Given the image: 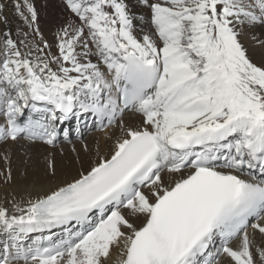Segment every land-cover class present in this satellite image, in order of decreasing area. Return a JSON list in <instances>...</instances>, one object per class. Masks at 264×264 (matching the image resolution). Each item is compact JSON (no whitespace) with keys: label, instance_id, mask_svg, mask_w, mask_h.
I'll list each match as a JSON object with an SVG mask.
<instances>
[{"label":"snow or ice","instance_id":"obj_1","mask_svg":"<svg viewBox=\"0 0 264 264\" xmlns=\"http://www.w3.org/2000/svg\"><path fill=\"white\" fill-rule=\"evenodd\" d=\"M11 7L0 185L7 145L91 121L105 150L73 145L75 175L0 200V264H264V58L243 39L264 49V0H62L51 40L34 0Z\"/></svg>","mask_w":264,"mask_h":264},{"label":"bare ground","instance_id":"obj_2","mask_svg":"<svg viewBox=\"0 0 264 264\" xmlns=\"http://www.w3.org/2000/svg\"><path fill=\"white\" fill-rule=\"evenodd\" d=\"M41 1L44 3H41ZM34 2H35V5L37 7L38 14L40 17V27L44 31L45 36L51 40L52 36L50 33H51V30H54V26H55V23L51 24V22L53 19H54V21L55 20L58 21L59 17L61 16V13L63 11L62 0H34ZM4 4L7 5V7L4 9L6 11L5 14L9 16V14L10 13L12 14V11H13L12 7H11V1L6 0V1H4ZM9 19H10V21L8 23L9 26L13 27L14 25H17V23H18L17 17H16L17 20L13 19L12 16H9ZM254 32H255L256 36L264 39V29L257 28L254 30ZM243 39H244L246 45L248 46V48L250 50V54L253 55L254 59L260 60L261 58H264V49H261L259 47V44L256 43L252 39L251 33H247L243 37ZM125 119L131 121L133 119V117L131 116V114H129L128 116L125 117ZM82 127H84V128L82 129ZM81 129H82V138H85V141H88L87 144L90 146V149L92 150L93 154H94L95 149L97 147V141H99L101 150H105V148H104V137H103V133L101 131L95 129L92 125L91 126H88V125L85 126V124L82 125V123H81ZM87 130H88V135L86 132ZM89 132H94V133H89ZM73 134L75 136L74 137L75 139H79L75 133H73ZM72 140H73V138H72ZM84 143H86V142H84ZM18 145H22V147L27 146L25 144V142H21L20 144H16L15 146H18ZM7 149L9 150V148H7ZM46 151H48V149ZM12 152L13 151H11V153ZM79 152H81V155L85 159V161L90 159V156H84L82 151H79ZM13 153H15V152H13ZM53 154H55V153L54 152L49 153V155H53ZM71 154H75V155L70 156L69 152H67L64 155V157L70 156L69 157L70 159L68 161H66L65 163H58L57 164V175L55 177H51V179L46 176L47 172H44L43 170H42V172H39V171L31 169V168H29V169L24 168V169H19V171H14L13 172L14 182L12 184L6 185V186L0 185V200H3L7 193L26 195L28 192H31L34 189L38 190L40 187L54 186L55 184H57V183L61 182L62 180L68 178V177L64 178V176H69V175L72 176V174L75 175L76 171L80 167V163L77 161V158H76L77 154L72 152V151H71ZM18 155L20 156L21 153ZM14 165L16 166V164H14ZM22 172L25 175L22 176L21 175Z\"/></svg>","mask_w":264,"mask_h":264},{"label":"rangeland","instance_id":"obj_3","mask_svg":"<svg viewBox=\"0 0 264 264\" xmlns=\"http://www.w3.org/2000/svg\"><path fill=\"white\" fill-rule=\"evenodd\" d=\"M4 1L6 0H2V2L4 3ZM11 1V0H9ZM41 3H44L41 1ZM6 11L4 10L2 13H0V30H3L5 25H4V18L7 17V21L9 23L10 19L9 16H12L13 19H16V16L14 15L13 11L12 14L10 13L9 16L5 14ZM57 22L56 20L54 21V19L52 20V23ZM16 25L13 26V28H15ZM88 125L91 126L92 122L88 121L87 123H82V125ZM72 126H75V121H72ZM84 127H82L83 129ZM87 135H88V130L86 131ZM89 133H94V132H89ZM74 134H72V138H73V143H67V142H62L61 144H58L57 148L55 150L49 148L48 146L42 145V144H28L25 143L27 146H23L22 145H7L6 148H9L8 152L10 153L11 159H12V171H19V169H34L37 170L39 172H42V170L44 172H46V160L45 157L49 156L50 152H54L55 154H53L55 156V160H56V164L58 163H65L66 161H68L70 158V156H74L75 154H71V149L73 147V145L77 148L78 151H82V144L84 142L88 143V141H85V138H79V139H75L74 138ZM61 141H62V137H61ZM30 146V147H29ZM37 146V147H36ZM34 147V148H33ZM61 148L63 149V152H61ZM90 148V146H89ZM18 149V150H17ZM48 149V151H46ZM27 152H26V151ZM11 151L15 152V153H11ZM17 152V153H16ZM21 155L19 156L18 154ZM26 152V153H25ZM69 152L70 156L68 157H64V155ZM41 153V154H40ZM29 159V160H28ZM33 162V163H32ZM16 164V166L14 165ZM33 166H32V165ZM14 168V169H13ZM22 176L25 175L23 172L21 174ZM73 175V174H72ZM46 176L48 178L51 179V176H49L48 174H46ZM71 176V175H69ZM69 176H64V178H67ZM2 186H6V185H2Z\"/></svg>","mask_w":264,"mask_h":264}]
</instances>
